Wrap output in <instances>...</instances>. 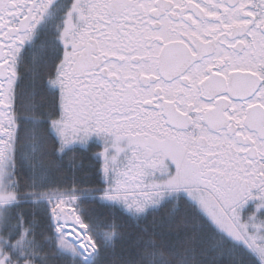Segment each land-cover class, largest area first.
<instances>
[{
  "label": "snow or ice",
  "instance_id": "6c2138e0",
  "mask_svg": "<svg viewBox=\"0 0 264 264\" xmlns=\"http://www.w3.org/2000/svg\"><path fill=\"white\" fill-rule=\"evenodd\" d=\"M0 264H264V0H0Z\"/></svg>",
  "mask_w": 264,
  "mask_h": 264
}]
</instances>
